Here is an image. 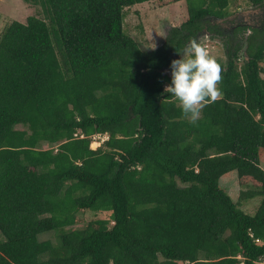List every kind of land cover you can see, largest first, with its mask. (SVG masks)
<instances>
[{
    "label": "trees",
    "instance_id": "16d2710c",
    "mask_svg": "<svg viewBox=\"0 0 264 264\" xmlns=\"http://www.w3.org/2000/svg\"><path fill=\"white\" fill-rule=\"evenodd\" d=\"M180 1L159 47L126 32L127 8ZM230 1L24 0L41 14L0 34V264H264V32L226 34L222 96L195 123L165 91Z\"/></svg>",
    "mask_w": 264,
    "mask_h": 264
},
{
    "label": "rangeland",
    "instance_id": "374dc122",
    "mask_svg": "<svg viewBox=\"0 0 264 264\" xmlns=\"http://www.w3.org/2000/svg\"><path fill=\"white\" fill-rule=\"evenodd\" d=\"M248 0H231L228 8L229 14L236 12H248L252 9ZM254 9V7H253ZM40 8L28 6L24 0H0V34L12 21L17 20L25 23L31 15L38 16ZM188 19L187 4L185 1L176 2L165 7H159L156 2L137 4L125 10L124 28L142 48L155 49L165 41L169 28L178 27ZM206 46L211 54L216 56L219 62L225 63L226 55L222 41L203 37L197 40ZM264 77V73L262 75ZM220 94L218 97H221ZM45 148L49 146L45 145ZM264 166V158L262 160ZM220 184L232 196L235 202L238 201L240 185L237 172H231L220 179ZM261 198H256L242 204V209L254 215L259 208ZM80 218L85 221L97 219L93 212H81ZM96 216V217H95ZM102 216V215H101ZM50 238L46 235L44 239Z\"/></svg>",
    "mask_w": 264,
    "mask_h": 264
},
{
    "label": "clouds",
    "instance_id": "9594fccd",
    "mask_svg": "<svg viewBox=\"0 0 264 264\" xmlns=\"http://www.w3.org/2000/svg\"><path fill=\"white\" fill-rule=\"evenodd\" d=\"M170 70L171 82L165 91L179 100L182 112L195 123L202 108L221 94V64L206 46L192 38L184 55L171 61Z\"/></svg>",
    "mask_w": 264,
    "mask_h": 264
},
{
    "label": "flooded vegetation",
    "instance_id": "af4514ba",
    "mask_svg": "<svg viewBox=\"0 0 264 264\" xmlns=\"http://www.w3.org/2000/svg\"><path fill=\"white\" fill-rule=\"evenodd\" d=\"M251 8L252 9H249V11L245 13L240 11L221 19L210 20V22L205 25L207 29L203 31L204 37L208 35L211 37V35L214 34L216 36L215 39L221 40L224 47L226 40L224 37L227 36L226 34L232 33L233 35L237 29H245L247 32L246 36L250 35L254 30L264 32V8L259 9L254 5ZM212 26L219 27V30L225 35L219 34L217 31L213 34L209 32V27ZM234 37L235 36L230 37L229 39L233 40Z\"/></svg>",
    "mask_w": 264,
    "mask_h": 264
},
{
    "label": "crops",
    "instance_id": "0c3cea01",
    "mask_svg": "<svg viewBox=\"0 0 264 264\" xmlns=\"http://www.w3.org/2000/svg\"><path fill=\"white\" fill-rule=\"evenodd\" d=\"M103 136H105V135L97 134V135L93 136L92 143H91V148L93 150H97V149H99V148H101L103 146V144L105 143V141H102ZM262 163H261V165L264 168Z\"/></svg>",
    "mask_w": 264,
    "mask_h": 264
},
{
    "label": "water",
    "instance_id": "95a60500",
    "mask_svg": "<svg viewBox=\"0 0 264 264\" xmlns=\"http://www.w3.org/2000/svg\"><path fill=\"white\" fill-rule=\"evenodd\" d=\"M170 29H171V28L168 29L167 34H168V32H169ZM167 34H166V36H167ZM203 37H204V35H200V34L198 35V39H201V38H203ZM207 37L210 38V35H208ZM143 49L146 50V49H148V48H146V49L143 48ZM183 55H184V52L182 53L181 56H183Z\"/></svg>",
    "mask_w": 264,
    "mask_h": 264
},
{
    "label": "built area",
    "instance_id": "2783aa9c",
    "mask_svg": "<svg viewBox=\"0 0 264 264\" xmlns=\"http://www.w3.org/2000/svg\"><path fill=\"white\" fill-rule=\"evenodd\" d=\"M107 139H108V136L105 135V136H103L102 141H106Z\"/></svg>",
    "mask_w": 264,
    "mask_h": 264
}]
</instances>
